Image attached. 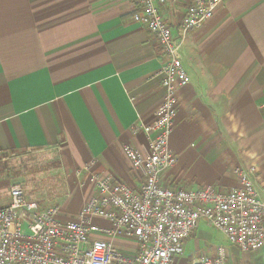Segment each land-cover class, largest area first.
I'll use <instances>...</instances> for the list:
<instances>
[{"label": "crops", "instance_id": "obj_1", "mask_svg": "<svg viewBox=\"0 0 264 264\" xmlns=\"http://www.w3.org/2000/svg\"><path fill=\"white\" fill-rule=\"evenodd\" d=\"M188 5L168 0L161 8L176 37ZM135 13L134 0H0V153L58 149L69 188L64 218H75L95 195L92 174L135 191L143 185L124 147L150 154L135 127L156 120L164 60ZM182 60L191 83L178 90L170 147L179 163L164 186L226 192L238 187L237 170L252 167L264 185V0H226L187 34ZM86 166L79 181L76 172ZM205 225L185 244L198 235L183 264L221 247L228 264H264V249L241 253ZM94 239L137 253L135 242Z\"/></svg>", "mask_w": 264, "mask_h": 264}, {"label": "built area", "instance_id": "obj_2", "mask_svg": "<svg viewBox=\"0 0 264 264\" xmlns=\"http://www.w3.org/2000/svg\"><path fill=\"white\" fill-rule=\"evenodd\" d=\"M168 0H134V20L157 39L164 100L154 124L141 120L150 154L143 157L132 145L124 152L141 172L143 185L135 191L110 176L91 175L95 195L75 218L63 217L60 207L42 209L21 186L9 191L10 202L0 207V264H183L185 244L203 222L222 234L241 253L264 249V185L255 167L237 170L238 187L223 192L214 186L197 189L168 188L163 177L179 163L170 147L178 108V90L191 83L182 60L187 34L201 28L226 0H189L180 24V36L164 19ZM89 173L90 167L78 174ZM102 219L111 225L96 224ZM104 234L131 240L134 256L118 252L111 241L95 240ZM187 264H228L225 248L214 257L203 256Z\"/></svg>", "mask_w": 264, "mask_h": 264}, {"label": "rangeland", "instance_id": "obj_3", "mask_svg": "<svg viewBox=\"0 0 264 264\" xmlns=\"http://www.w3.org/2000/svg\"><path fill=\"white\" fill-rule=\"evenodd\" d=\"M84 174L86 172L81 175L78 174V171L76 172L79 181ZM13 186H21L26 196L37 202L42 209L55 206L61 208L60 204L69 196V188L67 178L62 170L58 149L0 153V207L9 204V191ZM94 221L102 226L108 224L102 219ZM212 230L216 233L218 241L224 243V237L218 235L216 230ZM197 238L198 235H195L194 240ZM194 240L184 250L185 256L193 253ZM131 245L130 243V247Z\"/></svg>", "mask_w": 264, "mask_h": 264}]
</instances>
